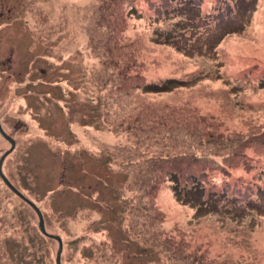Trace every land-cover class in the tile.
Masks as SVG:
<instances>
[{"label": "rangeland", "instance_id": "1", "mask_svg": "<svg viewBox=\"0 0 264 264\" xmlns=\"http://www.w3.org/2000/svg\"><path fill=\"white\" fill-rule=\"evenodd\" d=\"M0 124L61 264H264V0H0ZM57 247L0 177V264Z\"/></svg>", "mask_w": 264, "mask_h": 264}, {"label": "water", "instance_id": "2", "mask_svg": "<svg viewBox=\"0 0 264 264\" xmlns=\"http://www.w3.org/2000/svg\"><path fill=\"white\" fill-rule=\"evenodd\" d=\"M0 133H2V135L6 136V134L4 133L3 129L1 128V124H0ZM7 137V136H6ZM7 139L12 143L11 144V147L5 151L3 153V155L0 157V177L1 179L3 180V182L7 185V187L9 189H11L16 195H18L23 201H25L28 205H30L34 211L36 212L37 216H38V221H39V230L40 232L46 236V237H49V238H52V239H55L58 243V247H57V252H56V260H55V263L56 264H61V253H62V247H63V243H62V239L59 235H54L52 233H48L45 229V226H44V219H43V216L40 212V210L38 209V207L32 202L30 201L29 199H27L24 195H22V193H20V191H18L9 181L8 179L6 178V176L3 174V171H2V164H3V161L5 159V157L11 153L14 149V141L10 138V137H7Z\"/></svg>", "mask_w": 264, "mask_h": 264}, {"label": "trees", "instance_id": "3", "mask_svg": "<svg viewBox=\"0 0 264 264\" xmlns=\"http://www.w3.org/2000/svg\"><path fill=\"white\" fill-rule=\"evenodd\" d=\"M149 85L153 86L154 84H149ZM176 86H178V82L173 80V79H169V80H166L165 82H163L161 84H158L156 86L154 85V87H151V88L145 86L144 90L148 91V92H162V91L172 90V88H174ZM190 179L192 180V178H190ZM174 185L177 186L176 181H174ZM188 190H184V191L187 192ZM184 191L182 192V194H181V191H177V190L175 191L177 199L180 201L184 200L185 204H190L192 207H195V213L200 212V210L203 208V204L198 202L197 199L193 200L192 202L190 200L186 201L183 198V197H185Z\"/></svg>", "mask_w": 264, "mask_h": 264}]
</instances>
